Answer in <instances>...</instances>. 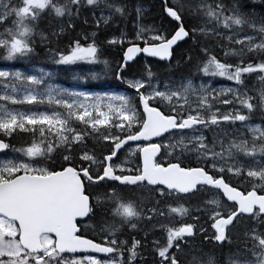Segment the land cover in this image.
<instances>
[{
    "label": "snow or ice",
    "instance_id": "6c2138e0",
    "mask_svg": "<svg viewBox=\"0 0 264 264\" xmlns=\"http://www.w3.org/2000/svg\"><path fill=\"white\" fill-rule=\"evenodd\" d=\"M159 6L144 24L140 0H0V61L39 47L125 93L0 68V264H264V0ZM198 237L230 251L186 262Z\"/></svg>",
    "mask_w": 264,
    "mask_h": 264
},
{
    "label": "rangeland",
    "instance_id": "374dc122",
    "mask_svg": "<svg viewBox=\"0 0 264 264\" xmlns=\"http://www.w3.org/2000/svg\"><path fill=\"white\" fill-rule=\"evenodd\" d=\"M136 2H137V0H131L127 4L131 8V7H133L135 5ZM140 2L143 3L144 7L147 9V11L144 14L145 19L142 21V23H144V24H153V23H161L162 22L161 21V17H160V6L159 5H156L155 7H153L152 4H150L148 2H144V1H141V0H140ZM193 2H195V0H193ZM225 2H228V1L225 0ZM84 14L87 15L88 13L85 12ZM134 17H135V13L134 12L132 13V15H129V18H130V21H131V24H132V26H131L132 30H133ZM75 25H76V27L78 29H82L81 24L78 23L77 21L75 22ZM6 66L7 67H14L15 69L21 70V71H29V70L39 69V68H43L45 71L56 70V69H54V66L51 65L44 58L43 53L40 54L38 57H34L31 61L24 60V61H16L14 63L0 61V68H4ZM102 67H103L102 65L93 66V65H86V64L74 65V66H72L70 68L63 67L64 68L63 70H68V73L66 75H62L61 74L62 70H61V67H60L58 70H56L57 71V75H56L55 79L52 82L54 84L60 85V86L65 87V88L75 89V90H82V91H89V90L100 91V89L97 88L96 86L99 85V84H105L106 83L108 85H111V90L112 91H117L119 94H125L123 86H119V82L118 81H113L111 79H109L107 81H101V80L81 81V80L73 79V75L74 74L78 73V74L82 75V74H85V73L90 72V71L100 72ZM194 71H195L194 68H192L191 66L187 65V68H186L185 71L178 70L177 72L175 71L176 73L171 74L169 76L173 80L178 82L181 78L188 76L189 74L193 73ZM228 83H231V82H228ZM256 86H258V84ZM254 119L257 122H259L258 115L256 117H254ZM126 230L128 231L127 228H126ZM197 239H199V237ZM187 249L190 251V254H191L189 256L188 261H190L193 256H199V255H202L203 253H206L205 252L206 250L204 248L199 247L198 245H194V244H191ZM225 251H230V249L228 248V250H225Z\"/></svg>",
    "mask_w": 264,
    "mask_h": 264
},
{
    "label": "trees",
    "instance_id": "16d2710c",
    "mask_svg": "<svg viewBox=\"0 0 264 264\" xmlns=\"http://www.w3.org/2000/svg\"><path fill=\"white\" fill-rule=\"evenodd\" d=\"M130 1L131 0H117L118 3H129ZM141 1L148 2L147 0H141ZM226 1H228V0H226ZM77 22L81 24L82 29H87L88 28V26L83 25L81 23V21H77ZM123 24L125 25L124 22H123ZM115 25H116V27H125L127 31H132V30H128L129 29V25L128 26L127 25L126 26L122 25V18L118 17L116 19V21H115ZM45 26H46V23L41 25V27H45ZM114 30L115 29L112 26H110L106 31L107 32H112ZM37 51L40 52V54H42V51H41V49L39 47L37 48ZM116 55L117 54L115 52H111V51H108V50L105 51V58L109 59L110 61H114L115 58H116ZM186 68H187L186 64L180 63L179 65H173V67L170 70L167 69L166 67L162 66V65H157L154 68V70L160 73L162 79H166L169 75L176 73L178 70L185 71ZM63 69L64 68L61 67V70H62L61 74L62 75H66L68 73V70H63ZM191 244L198 245L199 247L204 248L206 250L205 251L206 253H215L217 256L221 255V257L223 256L225 250H228L227 247L224 248L222 251L219 250V249H215L212 246H210L209 244H207V242L202 241L201 238L198 241H195V242L193 241ZM189 255H191L190 251H189ZM148 259L150 260L151 257L149 256Z\"/></svg>",
    "mask_w": 264,
    "mask_h": 264
},
{
    "label": "flooded vegetation",
    "instance_id": "af4514ba",
    "mask_svg": "<svg viewBox=\"0 0 264 264\" xmlns=\"http://www.w3.org/2000/svg\"><path fill=\"white\" fill-rule=\"evenodd\" d=\"M147 1H148V3L152 4L153 7H155L156 5H159V0H147ZM123 22L125 23V25L123 24ZM122 25H124V26H126V25L128 26L129 25V29L128 30H132V28H131L132 24H131L129 16H127L126 18H122ZM129 32H131V31H129ZM124 232L125 233L127 232L126 228L124 229ZM199 239H197L196 241H198ZM235 247H236V244L234 243L231 250H235ZM228 253H229V251H225L222 257H221V255L218 256L219 259L222 261L224 256L227 255ZM189 256H190L189 255V250L186 248L184 250L182 258L187 262L188 259H189Z\"/></svg>",
    "mask_w": 264,
    "mask_h": 264
},
{
    "label": "water",
    "instance_id": "95a60500",
    "mask_svg": "<svg viewBox=\"0 0 264 264\" xmlns=\"http://www.w3.org/2000/svg\"><path fill=\"white\" fill-rule=\"evenodd\" d=\"M151 59V58H150Z\"/></svg>",
    "mask_w": 264,
    "mask_h": 264
}]
</instances>
